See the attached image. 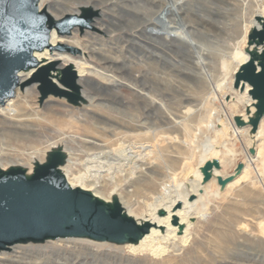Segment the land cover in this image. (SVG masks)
Listing matches in <instances>:
<instances>
[{"label": "rangeland", "instance_id": "1", "mask_svg": "<svg viewBox=\"0 0 264 264\" xmlns=\"http://www.w3.org/2000/svg\"><path fill=\"white\" fill-rule=\"evenodd\" d=\"M100 1L107 0H46L45 6L61 13L60 19L67 12H83L84 5L93 10ZM141 1L157 12L155 19L176 22L168 25L174 29L172 34L151 33L153 24L144 34L151 33L161 44L171 43L183 55L173 57L131 32L107 34L101 26L92 25L81 33L74 28L76 36L70 40L78 46L71 47L80 50H60L87 61L84 84L92 99L86 106L89 109H82L79 97L73 103L53 94L47 100L48 94L41 101L38 87L26 99H15L0 111V166L30 165L35 159H45L52 146L62 144L70 158L64 166L71 176L84 175L109 199L119 194L121 204L135 218H163L167 215L163 205L184 187L191 189V181L197 178L195 168L209 145L213 153L221 150L222 168H230V173L237 161L247 159L237 155L249 132L234 134L229 125L235 115L246 113L248 96V91L234 87V72L239 59L248 53L246 31L263 11L264 0ZM167 1L172 7L168 14ZM90 16L101 18L99 12ZM87 46L101 52L91 53ZM104 56L110 60L99 65ZM150 65L156 67L160 84L146 77L150 72L138 71ZM259 129L255 154L260 157L247 160L243 172L223 191L217 183L208 194L203 189L192 199L207 196L200 202L202 212L189 219L187 241L184 232L175 240L157 239L154 248L159 244L167 250L155 255L151 250L132 251L125 242L49 238L0 250L1 264H264V124Z\"/></svg>", "mask_w": 264, "mask_h": 264}, {"label": "water", "instance_id": "2", "mask_svg": "<svg viewBox=\"0 0 264 264\" xmlns=\"http://www.w3.org/2000/svg\"><path fill=\"white\" fill-rule=\"evenodd\" d=\"M37 1L0 0V101L15 95L20 85L18 71L22 67L38 65L34 50L49 44L53 25L67 34L75 26L81 33L93 27L90 24L93 15L90 14L95 12L91 6L84 5L81 7L83 12L48 23L51 15L46 10H39ZM255 16L256 21H262V28L253 26L249 31L246 50L250 57L234 74V87L243 91L250 85L247 91L252 98V104L246 105V113L234 116V123L237 128L250 126L249 134L254 141L264 117V17ZM252 48L259 53L253 52ZM68 49L80 50L71 46ZM61 71L60 82L66 89L59 87L49 76V66L40 67L23 87L39 82L41 101L53 94L68 97L73 103L78 97L85 102L77 83L76 68L70 64ZM255 145L256 141L249 145L250 155H255ZM69 159L66 148L56 144L48 149L45 159H35L30 165L18 162L0 166V250H9L14 244L43 243L49 238L65 236H85L122 244L127 240L137 242L140 236L149 232L150 223L140 224L129 215L119 194L113 193L109 196L111 201H105L89 189L71 185L62 170ZM246 162V159H240L230 174L217 176L220 192L243 172ZM215 169H222L218 156L199 166L202 185L213 178ZM195 195L192 193L189 200ZM160 212L164 213V209ZM172 222L179 226L178 234H182L185 223H179L178 216H174Z\"/></svg>", "mask_w": 264, "mask_h": 264}, {"label": "bare ground", "instance_id": "3", "mask_svg": "<svg viewBox=\"0 0 264 264\" xmlns=\"http://www.w3.org/2000/svg\"><path fill=\"white\" fill-rule=\"evenodd\" d=\"M45 1L46 0H38L37 3H38V9L39 10H46L51 15V20L48 23L55 22V21L59 20L58 18L61 16V13L58 14V13H55V12L47 9L45 6ZM100 2H101V5L99 7H97L96 5L93 6V11L95 12V14L99 12L101 18H94L93 20L91 19L92 20V21L90 20L91 25L97 26V27L101 26L103 31H105L107 34H110V33L114 34V31H119V32H117L118 35L123 34V32L124 33L131 32V34L133 36H136L137 38H139L144 44H147V45L149 44V45H152L156 48H160V49L164 50L165 52H167L168 54L171 53L173 55V57L183 55L182 52L177 47L172 45L171 43L167 42L165 44H161L159 42H156L155 38H153L151 35V33H157V35L158 34L161 35L162 33L172 34L174 29H170L172 26L168 27V25L176 23L175 21H173L174 19L173 20L169 19L168 22H165V21L162 22V19H155V17L157 16V12L156 13L153 12L152 8L151 7H150L151 9L149 8L147 2H142L141 0H111V1L107 0V1H103V2L100 1ZM168 2L169 1H167L164 4V6H165L164 9L166 10L167 14H168V11L172 12V10H171L172 7H171V5H168ZM64 7H65V5H64ZM181 11H179V12H181ZM67 13L73 14L70 12H67ZM63 14H65V13H63ZM68 14H66V15H68ZM259 15H262V17H264V8H263V11L259 13ZM136 17H138V18H136ZM151 24L154 25L153 29L150 28L151 33H149L148 35L144 34L147 31V27L150 26ZM253 26H255L258 29L262 28V21L253 20L252 25L246 31V36L248 35L249 31L251 30V28ZM76 27H78V26H75L72 29H74ZM173 28H175V27H173ZM76 32H77V29L72 30V34H71L72 36H70L67 33L61 32L56 26H54V25L52 26V29L50 32L49 44L42 49H35L34 50V55L38 60V65L32 66V67H22L18 71V76L20 79V85H18V87L16 88V92H15L14 96L6 97L3 101H0V111L2 109L8 108L10 105H12L14 103L15 99H17V98L26 99L30 95L31 91L33 89H35V87L36 88L38 87L39 82H33L29 86L26 85L25 87H23V85L26 84L34 76V74L36 73V71L40 67L49 66L50 67L49 76L52 78V80L54 82H56L59 85V87L66 89V87L60 82V77H61V70L64 68V66L67 63H71L76 68L77 73H78L77 83L82 86L80 89L81 95L86 94L84 97L85 102H83L84 104L82 106V109H86V110L89 109L88 107L86 108V106L90 105L92 99L88 97V95H87L88 91H87L85 84H84V78L86 77V75H88V69H89V66L87 65V61H82L79 58H77V56L60 50V49L69 50L68 47H70V46H78V45H76L77 44L76 40H74V39L70 40V37L76 36ZM187 40H185V41H187ZM251 47H253V46H251ZM86 48L87 49L89 48V52H91V53L101 52V50H96V49L90 48L88 46ZM262 48L264 49V46ZM252 51L259 53L258 50H254V48H252ZM249 57H250V55L245 52L244 55L241 57V59H239L240 61L238 64L241 65V64L245 63ZM258 58L260 59L261 55H259ZM109 60H110L109 56H104L103 58L98 60L97 63L99 65H102L104 63H107ZM107 67H110V66L107 65ZM104 68L106 69V66H104ZM154 68H156V67H154V66L152 67V65H150L147 67H140L138 69V71L142 75L144 74V72H150L151 75L145 74L146 77H148L152 80H155L157 83L160 84L161 79L158 78L157 75L155 74ZM237 69H236V71H237ZM85 79H87V78H85ZM139 86H141L143 88L146 85H145V83H142V84H139ZM250 87H251L250 85H247L246 91L248 89H250ZM32 93H34V92H32ZM51 97H52V95L50 94L47 97V100L48 99L50 100ZM245 101H246L245 105L252 104V98L249 96V94H248ZM13 110L15 111V109H13ZM92 111H94V110H92ZM235 114L236 113L233 112V115H235ZM261 124L262 125L264 124V118H262V120L259 124V128H260ZM229 125L231 127H233L234 134L237 131H241V130H242L240 132L241 135H244L248 132L250 133V127L237 128L235 123L232 120H230ZM224 130L225 131H223V130L222 131L224 133H227V130H228L227 126H225ZM260 133H261V130L258 129L257 134H260ZM262 135H264V134H262ZM256 137H258V136H256ZM243 139H245V140H243ZM243 139H242V143L244 144L243 150L238 152L239 154L237 155V157H239L241 155H245L247 157L246 160H248L249 162H252L255 159H258V157H260L261 154L250 155L248 152L249 145L255 143L254 139L251 136H250V138H243ZM231 149H228L225 153H229V150H231ZM204 151H206V155L203 157V159L201 158L200 165H202L209 158H213V157H217V156L219 157L220 152H221V150H219V151L213 153L211 151V145H209ZM229 169L225 168V167H223L222 169H215L214 174H213V178L210 180V182L202 185V183H201L202 173L200 172L199 168L196 167L195 168V173H196L195 175L197 176V178L195 181H191V189H186L183 186L184 187L183 191H181L179 194L177 193L176 196L174 197V199L171 198V201L169 204L167 203V204L163 205V208H165L167 210V215L163 218L159 217V216H154V217L146 216L143 218H137L136 217L138 223H140V224L144 223V221L149 222L151 225L150 230H149V232H147L143 236H140V238L138 239L137 242H132V241L127 240L123 244H125V245L127 244V247L130 250L135 251V252L136 251L141 252V251L151 250V252L155 253V255L158 252L160 253L161 251L165 252V250H167V249L165 248L164 245H162L161 248H159L160 246L158 247L159 244H157L156 248H154L155 247L154 245H155L157 239L159 241L163 240V239H168L169 237L174 239L178 235V227L179 226L175 225L172 222L174 216L179 217V223H185L186 224L183 237H184V241H187V232H188L189 226L191 225L189 219L191 217H193V215L202 212V209H203L202 207H204V205L202 206V203H200V202L204 198H207V196L205 195L204 197L200 196L197 199L190 201L188 199L190 194H192V193L193 194H199V190L201 188L205 189L206 190L205 193L208 194L210 192L211 186L218 183L217 176L222 175L225 177L226 175H228L230 173L231 170H229ZM62 170L65 173V175H66V177H67V179L71 185L81 186L85 189H89L92 191L93 195L99 196V197L105 199V201H111V199L107 198L108 196L105 197L99 190H97L98 188L95 189L93 186H91V183H89V181H87V179L84 177V175L74 174L71 176L69 169L66 166H63ZM214 194H215V192H214ZM179 203L183 204L182 207L176 208V206H178ZM155 208L157 209V207H155ZM129 209L126 208V211L128 212L129 215H133V213H132L133 211H131ZM162 226L166 227V229L165 230L161 229L160 227H162ZM63 238L64 239H68V238L87 239L86 237H66V236L65 237H58L57 239H63ZM188 238H189V236H188ZM151 252H149V253H151ZM1 253L2 252H0V264L3 260Z\"/></svg>", "mask_w": 264, "mask_h": 264}]
</instances>
